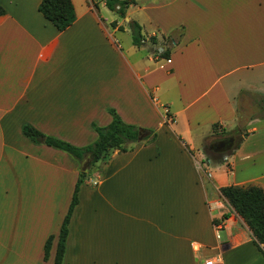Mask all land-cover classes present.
I'll use <instances>...</instances> for the list:
<instances>
[{
	"label": "crops",
	"instance_id": "1",
	"mask_svg": "<svg viewBox=\"0 0 264 264\" xmlns=\"http://www.w3.org/2000/svg\"><path fill=\"white\" fill-rule=\"evenodd\" d=\"M40 1L0 0V264H54L80 169L22 125L86 146L109 109L155 137L88 169L63 264H264L219 190L264 191V117L241 118L244 99L253 108L264 96V0H136L123 18L105 0H71L76 18L63 31ZM229 132L238 145L217 148Z\"/></svg>",
	"mask_w": 264,
	"mask_h": 264
},
{
	"label": "trees",
	"instance_id": "2",
	"mask_svg": "<svg viewBox=\"0 0 264 264\" xmlns=\"http://www.w3.org/2000/svg\"><path fill=\"white\" fill-rule=\"evenodd\" d=\"M135 2L136 0H105V5L109 10L116 12L119 17L123 18L126 15L127 8ZM38 10L58 31L65 30L76 18L71 0H41ZM4 13L5 10L0 5V15ZM111 25L114 26L115 22H112ZM128 27L131 31L132 43L140 47L144 41L141 26L136 21L130 20ZM160 57L168 58L169 50L164 49L160 52ZM243 93L246 92L242 91L240 95ZM253 108H256V117H264V96H256ZM108 112L111 115L110 123L106 126L93 125L97 138L86 146H75L59 138L45 135L30 124L22 125L23 134L31 141L61 149L80 163L72 199L59 228L54 264H63L70 217L78 202L79 187L89 172L88 169H81L82 163L88 160L91 167L96 162L107 159L113 150L126 151L135 142L150 141L155 137L154 130H146L137 125L124 122L114 109H109ZM239 140L240 138L231 145L229 151L238 145ZM219 190L232 209L251 230L255 245L264 255V191L258 186L240 187L234 185L221 187ZM223 217H227V214H224ZM214 223L216 222L214 221ZM53 238L54 236L50 235L44 243V260L48 258Z\"/></svg>",
	"mask_w": 264,
	"mask_h": 264
},
{
	"label": "rangeland",
	"instance_id": "3",
	"mask_svg": "<svg viewBox=\"0 0 264 264\" xmlns=\"http://www.w3.org/2000/svg\"><path fill=\"white\" fill-rule=\"evenodd\" d=\"M241 109H242V114H241V118H242V120H244L245 118H247L250 114H252L253 112H256V108H252V106H251V100L250 99H244L243 101H242V105H241ZM242 127V126H241ZM228 134V136L230 135V136H233L231 139L229 138H227V139H225V141L224 142H226L227 140H228V144L229 145H232L235 141H237L239 138H240V136H239V132L238 133H235V132H229V133H227ZM213 138V136H206V137H203L202 138V141H201V149H202V151H204V153H211V151H213L212 150V146L213 145H215L213 142L214 141H211V139ZM221 143L222 142H218L217 141V144H216V147L217 148H220L219 146L221 145ZM222 147H224V146H222ZM221 147V148H222ZM225 148V147H224ZM86 161H88V160H86ZM85 161V162H86ZM84 162V163H85ZM84 163H82V165L84 164ZM82 165H81V167H82ZM96 165V164H95ZM90 168V162H89V165H88V167L85 169V170H87V169H89Z\"/></svg>",
	"mask_w": 264,
	"mask_h": 264
},
{
	"label": "built area",
	"instance_id": "4",
	"mask_svg": "<svg viewBox=\"0 0 264 264\" xmlns=\"http://www.w3.org/2000/svg\"><path fill=\"white\" fill-rule=\"evenodd\" d=\"M164 114L167 116V114H168V110L167 109H164ZM215 228H216V230H219L220 226L219 225H215ZM216 237L217 238L220 237L219 233H216ZM213 263H214L213 257L207 258L205 260V264H213Z\"/></svg>",
	"mask_w": 264,
	"mask_h": 264
},
{
	"label": "water",
	"instance_id": "5",
	"mask_svg": "<svg viewBox=\"0 0 264 264\" xmlns=\"http://www.w3.org/2000/svg\"><path fill=\"white\" fill-rule=\"evenodd\" d=\"M88 165H89V161H86V162L82 165L81 169H82V170H85V169L88 167Z\"/></svg>",
	"mask_w": 264,
	"mask_h": 264
},
{
	"label": "flooded vegetation",
	"instance_id": "6",
	"mask_svg": "<svg viewBox=\"0 0 264 264\" xmlns=\"http://www.w3.org/2000/svg\"><path fill=\"white\" fill-rule=\"evenodd\" d=\"M229 144H228V140L226 141V142H222L221 143V145L219 146V147H222V146H224V147H227ZM223 147V148H224Z\"/></svg>",
	"mask_w": 264,
	"mask_h": 264
}]
</instances>
